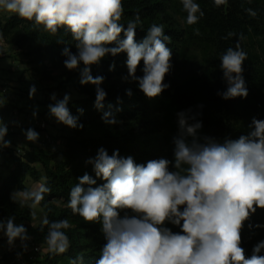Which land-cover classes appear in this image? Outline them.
I'll return each mask as SVG.
<instances>
[{"label":"clouds","instance_id":"9594fccd","mask_svg":"<svg viewBox=\"0 0 264 264\" xmlns=\"http://www.w3.org/2000/svg\"><path fill=\"white\" fill-rule=\"evenodd\" d=\"M182 3L188 13V24L198 21L197 12L203 16L194 0H182ZM214 3L220 6L226 0H214ZM0 8L22 19L34 20L52 34L61 27L70 31L78 52L73 54L65 47L64 65L71 71L83 63L80 83L96 86L98 109L103 107L107 95L100 87L104 77L94 78L89 66L98 64L108 54L127 53L128 74L138 81L146 97L155 98L168 87L163 81L172 67V52L165 42L171 38L164 34L163 26L154 24L143 41L137 43L135 30L140 18L137 15L125 29L119 23L123 15L122 0H0ZM247 11L253 17L256 15L252 9ZM121 33L125 38L119 40ZM113 42L117 46H107ZM220 59L227 89L218 94L225 100L246 98L248 90L242 65L247 54L237 43ZM141 60L143 76L136 77ZM35 93L36 87L32 86L29 98ZM127 94L132 95L130 90ZM51 99L56 100L54 93ZM69 100L70 96L65 94L63 99L48 106L49 113L69 128H83L70 114ZM78 111L82 113L83 109ZM178 117L180 135L174 138L177 171H169L171 162L165 158L138 165L131 156L121 157L118 150L109 155L101 147L87 163L93 165L96 177L105 183L92 187L96 179L85 174L71 188L68 207L72 213L87 222L102 221L107 243L96 264H264V256L258 255L264 249V241L254 246L250 258H246L240 246L244 221L257 208L264 209V120L254 117L249 126L253 130L248 135L221 144L207 137L200 143L197 131L202 127L201 122L189 124L183 112ZM102 119L107 124L117 122L110 113H105ZM7 132V126L2 124L0 147H10V141L5 140ZM25 135L31 142L39 138L31 128ZM187 137L193 138L191 142ZM182 165L188 167L184 169ZM45 192L50 189L44 186L34 191L19 190L11 199L17 202V197L22 196L24 200H32L31 207L35 208ZM118 209H130L138 216L121 218ZM32 216L35 218V212ZM14 220V217L0 220V231H4L10 246L19 239L26 250L25 241L31 237L24 225H16ZM165 221L181 226L183 234L161 227ZM44 226L48 229L45 237L48 252L65 253L70 242L62 229L70 227L68 220L49 221L45 217L41 231ZM77 259L82 261L83 257Z\"/></svg>","mask_w":264,"mask_h":264},{"label":"trees","instance_id":"16d2710c","mask_svg":"<svg viewBox=\"0 0 264 264\" xmlns=\"http://www.w3.org/2000/svg\"><path fill=\"white\" fill-rule=\"evenodd\" d=\"M194 3L199 5L203 16L197 12L198 21L190 25L182 0H122L123 15L119 23L126 29L127 23L135 21L137 15L140 18L135 30L137 43L143 41L154 24L163 26L164 34L171 38L165 42L172 52V67L163 81L168 87L155 98L146 97L138 81L128 74L127 53L108 54L98 64L89 66L94 78L104 77L100 87L107 95L100 109L95 106L96 86L80 83L83 63L71 71L64 65L67 59L62 54L65 47L73 54L78 52L70 31L61 27L52 34L34 20L28 21L7 11L0 23L1 38L18 49L19 55L26 59L25 64L33 65L41 79L52 81L53 73L59 71L67 83L75 81L74 88L83 97L68 107L83 128L73 129L63 124V128L71 132L63 139V149L36 148L22 154H17L12 147L0 150L8 170L6 175L0 174V218L14 217V223L24 225L34 244L48 249L45 241L47 226L41 231L42 224L33 223V201L22 202L17 198L14 202L11 199L14 192L30 191L26 182L31 179L50 189L36 204L45 217L49 221L67 219L69 222L70 227L62 229L69 238L68 250L63 254H52L47 250L38 264H72L73 261L96 264L100 259L101 250L107 243L102 221L87 222L78 214L74 215L68 202L71 188L83 175L96 179L92 187L105 183L96 177L93 165L87 163L95 158L101 147L109 155L118 150L121 157L131 156L138 165L165 158L171 162L169 171H177L174 138L180 135L179 113L185 114L189 124L201 122L202 127L197 131L200 143H204L206 137L221 144L226 140H237L253 130L249 126L254 117L264 120V0H226L220 6H216L214 0H194ZM248 9L256 15L251 16ZM229 33L233 35L229 36ZM124 38L123 33L118 37L119 40ZM237 43L247 54L242 76L248 96L225 100L218 94L227 89L220 58ZM107 46L117 45L113 42ZM195 56L199 58L197 66L192 64ZM143 67L141 60L136 77L143 76ZM128 90L131 96L127 94ZM105 113H110L117 122L105 123L102 119ZM192 139L187 137L189 142ZM187 167L182 165L184 169ZM118 211L121 218L138 216L130 209ZM161 227L183 234L181 226L170 221H165ZM241 238L240 246L246 258H250L254 246L264 241V209L257 208L244 221ZM258 255L264 256V249Z\"/></svg>","mask_w":264,"mask_h":264},{"label":"rangeland","instance_id":"374dc122","mask_svg":"<svg viewBox=\"0 0 264 264\" xmlns=\"http://www.w3.org/2000/svg\"><path fill=\"white\" fill-rule=\"evenodd\" d=\"M3 9L0 8V12H2ZM0 21H4L3 17H1L0 14ZM0 22V23H1ZM3 58V59H1ZM16 59L17 61H14L13 63L9 61ZM20 63L24 66V69L20 72L19 67ZM26 59L19 55L18 49H16L13 44H8L5 40L1 38L0 35V69H5L7 72L13 71L14 74L18 75L21 73V76H19L16 79L6 80V76H3L2 72H0V79L1 81L6 80V83L3 84L5 88H7L8 92L4 96L6 98V104L10 106L9 111L12 112L13 116H17L20 122V125H17V122L15 124L10 125V128H14L18 130V132H14V135L18 136L21 134L23 138L26 137L25 133L26 131L31 128L35 130L38 134L42 133L37 127V123L35 125L33 122H46L48 126V132L51 136L52 141L50 143H45L40 140V135L37 141L28 143H24L22 146L23 148L20 149L22 154L26 149H24L26 146L29 148H37V146L44 145V146H53V145H60V142L66 135H69L71 132L69 130H65L64 128H60V123L56 120L55 117L51 116L49 118H45L44 114H40L41 110L47 109L49 110L50 104H55L56 101L63 99L64 95L67 94L70 96V100L68 103V107L71 105H74L78 100L82 99L83 97L80 96L75 88L74 83L75 81L66 82V79L60 75L59 71H55L53 73L54 79L52 81L50 80H43L41 79V76L38 72L35 71V68L33 65H27ZM193 65L197 66L199 64V58L195 56L193 58ZM14 85H13V84ZM32 86L36 87V93L32 98H29V90ZM56 95V100H52L51 96L52 94ZM30 105H35V109L40 111H30ZM36 113L35 117L33 116V113ZM12 116V117H13ZM52 119V120H51ZM51 121V123L49 122ZM50 126L56 128V135H52L49 131ZM62 127V126H61ZM23 132V133H22ZM7 136V135H6ZM43 137V135H42ZM4 147H0L2 149ZM24 149V150H23ZM6 168V165L4 163V157L2 156V153H0V171L4 172L3 170ZM30 191L39 190L41 186H43V183H35L31 179H28V185ZM20 201L27 202V200H24L22 196L17 197ZM33 212H35V218L34 225H38L40 221L42 220V217L44 216V213L40 208L35 206L33 208ZM33 242L29 241L27 243V249L25 250L22 246L19 248H16L15 250L13 248L10 249V252L8 254L4 255L2 257L1 261H4L6 258L5 256H9L10 259H16L18 256H22L23 258L27 259L28 261L23 263H17V264H27L29 262L30 264H38L43 256L46 254L47 250L43 249L41 254L39 255H32L31 250ZM32 256V259L30 260V257ZM35 258V259H34ZM12 264V262L10 263Z\"/></svg>","mask_w":264,"mask_h":264},{"label":"crops","instance_id":"0c3cea01","mask_svg":"<svg viewBox=\"0 0 264 264\" xmlns=\"http://www.w3.org/2000/svg\"><path fill=\"white\" fill-rule=\"evenodd\" d=\"M0 14H1V17H3V19H4L7 16V11L3 9V11L0 12ZM1 59H3V58H1ZM9 61L13 63L14 61H17V60L16 59H13V60L9 59ZM22 69H24V66L20 63V67H19L20 72L22 71ZM0 72H2L3 76H6V80L7 79L13 80V79H16L19 76H21V73L16 75V74H14L13 71L7 72L3 68L0 69ZM6 80L1 81V79H0V126H2V124H5L7 126L8 132H7V136H5V140L6 141H10V147L14 148L17 151V150L22 149L23 148L22 145L24 143H28L29 141L27 140L26 137L23 138L21 136V135L24 136V134H21V135H18V136L14 135V132L16 133V132H18V130L14 129V128H10V125L15 124L16 122H17V125H20V122H19L18 117L17 116L16 117L13 116L12 112L9 111L10 106L8 104H6V98L4 97L6 94H3L1 92V90L3 88H5L3 86V84L6 83ZM29 107H30V111H40V110H37V108L35 109V105H30ZM44 113H46V115L44 116L46 119L51 117V115L49 113V110L44 109V110L40 111V114H44ZM41 121L40 122H35V121L33 122L34 125H35V123H37L36 125H37L39 130H40L39 124L41 123ZM49 122L51 123V121H49ZM60 128L63 129V124L62 123H60ZM49 131H50V133L52 135H56L57 134L56 128H54L52 126H50ZM40 132H41V130H40ZM40 134H39L40 138H41L40 140L42 141V138H43L42 137V133H40ZM63 146H64V140L62 139L61 142H60V145H58V146L53 145V146H47L46 147V146L40 144L39 146H37V148H51V149H59V150H61V149H63ZM24 149L33 150V149H36V148H29V147L26 146ZM1 171H0V174H3V175H6L8 173V170L6 168L3 170L4 172H1ZM26 184L28 185V181L26 182ZM44 218H45V215L42 217V220L40 221L39 224H42V221H43ZM0 220L6 221L5 218H0ZM29 241H32V240L29 239V240L25 241V243L27 244ZM19 247H21V241L19 239H17L14 242V244L10 246L8 244L7 236L5 235L4 231H0V260L2 259V257L4 255H6V254H8V252H10L11 248H13L15 250L16 248H19ZM29 257L32 259V256H29ZM26 261H28V260L23 258L22 256H18L15 260L14 259L11 260L10 258L5 259L4 261H1L0 264H10L11 262H12V264H17V263H23V262H26ZM27 264H30V263L27 262Z\"/></svg>","mask_w":264,"mask_h":264},{"label":"built area","instance_id":"2783aa9c","mask_svg":"<svg viewBox=\"0 0 264 264\" xmlns=\"http://www.w3.org/2000/svg\"><path fill=\"white\" fill-rule=\"evenodd\" d=\"M1 92L3 94H6L8 92V90H7V88H3L1 90ZM39 128H40V130L42 132V135H43V141L45 143H50L52 141V139H51V136H50V134L48 132L47 123L46 122H41L39 124ZM17 153H21V150H17ZM43 249L44 248L42 246L36 245V244L33 243L32 246H31V250L30 251L32 252L33 255H39V254H41ZM30 260H31V258H30Z\"/></svg>","mask_w":264,"mask_h":264}]
</instances>
